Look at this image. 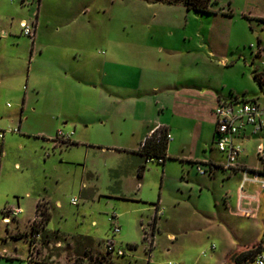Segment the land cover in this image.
<instances>
[{
	"label": "rangeland",
	"instance_id": "rangeland-1",
	"mask_svg": "<svg viewBox=\"0 0 264 264\" xmlns=\"http://www.w3.org/2000/svg\"><path fill=\"white\" fill-rule=\"evenodd\" d=\"M212 8L215 12H197L166 0H0V132L6 131L0 140V264H43L37 262L40 260L97 264V257H105L107 264H147L151 246L142 223L146 230L151 229L161 195L164 214L158 217L151 264H228L232 251L253 242V237L242 236L239 228L245 226V220L241 218L233 227L222 222L216 231L213 221L209 228L201 225V231L190 227L184 234L180 223L189 209L179 201L184 191L181 182L187 177L175 161H168L171 172L165 186L162 163H145L147 182L141 181L147 202L135 201L121 195L126 185L134 191L138 181L132 177L124 178L125 183L116 181L126 174L125 169L130 170V161L122 152L105 153L99 146L121 143L124 139L119 135L106 138L96 124L79 140L90 141L89 149L82 143L55 144L53 137L59 129L72 132L75 125L64 124L60 110L49 107L53 94L41 73L43 61L53 58L57 42L92 38L96 70L120 45L125 49L122 42L136 33L132 26L135 18H162L167 31L179 33L189 49L199 51V46L205 45L200 51L214 50L217 60L230 56L228 65L217 63L213 67L226 85V96L235 93L246 99L259 98L263 103L264 91L255 79L260 60L251 45L259 40L264 44V0H218ZM23 19L36 24V43L23 33ZM42 47L44 53L39 55ZM76 99L87 100L90 105L104 104L98 94L78 92ZM254 142L249 147L251 164L257 163ZM194 176L203 175L196 172ZM237 183L220 170L216 185L201 203L207 200V208L223 210V194L237 188ZM83 186L86 193L81 194ZM98 191L107 194L97 196ZM214 195H219V206ZM73 197H79L77 204ZM38 201L48 207V224L42 221V212L36 211ZM18 207L23 212L7 220L10 215L6 209ZM113 213L120 216L121 223L126 222L116 237L126 250L125 256L113 257L106 250ZM260 220L259 242L264 239V209ZM34 225L40 228L39 236L33 234ZM44 231L58 232L61 244L44 241ZM171 234L179 240L172 241ZM86 236L91 237V250L85 246ZM127 241L138 244L137 248L128 247ZM30 244L33 262L28 259ZM252 260L245 263L254 264Z\"/></svg>",
	"mask_w": 264,
	"mask_h": 264
},
{
	"label": "crops",
	"instance_id": "crops-1",
	"mask_svg": "<svg viewBox=\"0 0 264 264\" xmlns=\"http://www.w3.org/2000/svg\"><path fill=\"white\" fill-rule=\"evenodd\" d=\"M147 3L153 5L151 2ZM35 16L38 18V14ZM24 21L26 20L21 21V27ZM132 23L136 33L130 34L122 42L125 49L120 45L118 51L114 50L113 54L104 58L96 70L92 59V38H74L73 41H61L55 44L56 51L53 58L44 60L41 65V73L44 74L47 86L53 94L50 95L49 107L60 110L59 116L64 120V124L71 122L75 125L74 131H67L71 134L69 141L71 144H86L83 143L85 141L79 140L83 138V134L92 132L91 127L96 124L101 126L99 131L104 137L119 135L124 139L121 143L99 146L105 153L122 152L130 161L127 163L130 173L125 169L126 174L120 175L116 180L125 183L124 178L132 177L138 181L134 191L127 185L123 189L121 196L128 200L147 202V193L141 181L146 179L147 182L146 157L140 152V148L144 138L154 128L164 125L172 137L168 144L167 159L162 164L163 186L171 172V169H168L169 160L179 163L184 177H187V181L181 182L184 191L181 193L183 199L179 204L184 202L189 214L182 218L181 230H185L184 234H187L186 228L190 227L200 228L199 230L202 231L201 225L209 228L215 221L214 229L217 231V227H220L218 225L222 222L233 227L240 218L245 220V226L239 229L244 238L253 237V242L229 254L228 264H235L240 252L256 244L264 247V239L260 242L257 239L261 230L260 217L264 209V190L254 182H246L242 187L243 170L260 165L258 158L255 164L248 161L249 147L254 140L256 154L259 139H264V130L260 135H252L248 131L242 139L245 151L238 159L241 171L224 168L226 157L217 149L214 142L215 108L220 97L226 96L224 94L226 85L214 72L213 67L217 63L228 65L230 56L217 60L214 50L200 51L206 47L205 45H200L199 51L189 49L179 33L167 31L168 25L162 18L147 20L145 17H137ZM36 41L37 31L32 42L36 43ZM44 49L45 47L39 49V55L44 53ZM65 49L69 52H65ZM78 92L86 95L98 94L103 98L104 104L90 105L87 100L77 102ZM56 136L53 137L54 143L60 144L61 141ZM88 142L86 147L89 149L92 143ZM144 165L146 168L141 171ZM198 165L208 170L201 173L198 171ZM220 170L224 171L229 180L236 179L237 188L226 190L223 194L225 206L223 210L209 209L207 200L205 203L201 201L202 198L209 197V191L213 184L216 185ZM196 172L203 176L195 177ZM85 190L83 186L81 194L86 193ZM103 194L107 193L98 191L95 195L103 196ZM215 201L219 206V195L215 196ZM163 202L164 198L161 195L155 205L157 215L149 231L142 223L145 238H150L151 246L147 264L152 263V248L155 247L159 231L158 217L161 219L164 214V208L160 206ZM121 214L123 216L124 212ZM118 220L123 231L126 222L124 220L121 223L119 215ZM170 237L172 241L179 240L176 234H171ZM83 239L87 241L86 248L91 250V237L86 236ZM127 245L128 247L134 245L135 247L130 248L136 249L138 244L127 241ZM28 259L33 262L31 244Z\"/></svg>",
	"mask_w": 264,
	"mask_h": 264
},
{
	"label": "built area",
	"instance_id": "built-area-1",
	"mask_svg": "<svg viewBox=\"0 0 264 264\" xmlns=\"http://www.w3.org/2000/svg\"><path fill=\"white\" fill-rule=\"evenodd\" d=\"M22 31L32 41L36 37V24L34 22L22 23ZM252 48H256L254 51L255 57L260 60V67L255 71L258 82L264 91V44L261 40L257 44H252ZM234 94V97L222 96L215 108L216 115V134H215V146L219 151L224 153L226 162L224 168L231 171H241V166L238 164L240 155L245 151L243 145V138L247 135L248 131L252 135H260L264 130V102H260L257 99H246L243 96ZM164 125H159L154 128L142 141L141 147L145 146L147 141L155 134H158V138L162 136V133L166 134L168 140L171 139V133ZM6 135V131L0 132V140H3ZM61 142L69 143L71 134L59 129L57 136ZM256 154L260 165L253 169H244L242 187L246 182H254L260 185L264 190V139H259L256 146ZM166 157L164 156H147L146 163H164ZM198 171L204 173L208 170L205 167L198 165ZM79 198H72V202L77 204ZM6 211L10 215L6 217L7 220L11 216L16 217L22 212V208L16 209L7 208ZM111 231L108 238L105 240V246L107 253L114 256H125L126 250L116 240L117 235L121 232V225L116 213L111 214ZM41 233H37L39 236ZM254 264H264V247L255 256ZM175 264V263H170Z\"/></svg>",
	"mask_w": 264,
	"mask_h": 264
},
{
	"label": "trees",
	"instance_id": "trees-1",
	"mask_svg": "<svg viewBox=\"0 0 264 264\" xmlns=\"http://www.w3.org/2000/svg\"><path fill=\"white\" fill-rule=\"evenodd\" d=\"M218 0H166V2L170 4L174 3H182L186 6L188 10H193L197 12H207L212 13L215 12V10L212 8L213 4L217 2ZM255 79L258 81L256 73H255ZM230 97H234V94L231 93ZM167 130V129H166ZM169 140L166 137L165 133H162V136L158 138V134H155L152 138H150L146 145L140 148V152L145 156H164L167 159V149H168ZM163 164V163H162ZM146 166L141 167V171L144 170ZM37 210L41 211L44 218L43 222H48L50 220V213L48 210V207H46V203H43L41 201L38 202ZM33 234L39 233L40 228H38L36 225L33 226ZM44 241H52L56 240L59 242L61 240V235L58 232H50V231H44L43 232ZM22 237V236H18ZM129 247H135L134 245H130ZM263 246L261 244L253 245L252 247L240 252L236 257L235 264H246L245 262L249 259H253L252 262H254L255 256L262 250ZM97 264H107V261L105 260V257L96 259ZM251 262V263H252ZM40 263L43 264H53L52 261L47 260H40ZM231 264V263H229Z\"/></svg>",
	"mask_w": 264,
	"mask_h": 264
}]
</instances>
